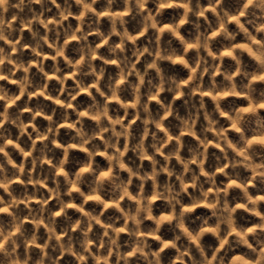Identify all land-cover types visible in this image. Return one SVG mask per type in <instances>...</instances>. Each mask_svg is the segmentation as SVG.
<instances>
[{
  "label": "clouds",
  "instance_id": "1",
  "mask_svg": "<svg viewBox=\"0 0 264 264\" xmlns=\"http://www.w3.org/2000/svg\"><path fill=\"white\" fill-rule=\"evenodd\" d=\"M0 264H264V0H0Z\"/></svg>",
  "mask_w": 264,
  "mask_h": 264
},
{
  "label": "rangeland",
  "instance_id": "2",
  "mask_svg": "<svg viewBox=\"0 0 264 264\" xmlns=\"http://www.w3.org/2000/svg\"><path fill=\"white\" fill-rule=\"evenodd\" d=\"M198 211H203V210L201 209V210H198Z\"/></svg>",
  "mask_w": 264,
  "mask_h": 264
}]
</instances>
